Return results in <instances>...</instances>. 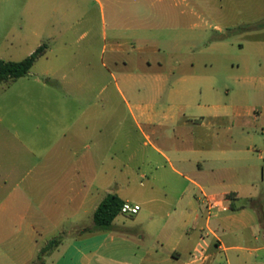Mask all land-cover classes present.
Returning a JSON list of instances; mask_svg holds the SVG:
<instances>
[{
    "label": "crops",
    "instance_id": "obj_1",
    "mask_svg": "<svg viewBox=\"0 0 264 264\" xmlns=\"http://www.w3.org/2000/svg\"><path fill=\"white\" fill-rule=\"evenodd\" d=\"M95 1L106 25L105 6ZM105 1L112 28L110 35L103 31L109 42L102 55L114 69L110 84L137 132L124 133L123 147L117 146L118 132L104 136L101 112L87 113L103 103L87 105L55 93L82 89L76 79L65 81L66 75L60 87L40 78L33 81L37 85H4L5 100L36 112L30 123L11 124L13 133L0 132L7 143L13 141L0 145V264H212L223 253H238L240 264H261V116L236 109L231 115L230 105L218 98L210 120L199 118L190 113L196 85H181L193 82L198 66L212 65L190 56L220 51L223 43L199 47L197 24H185L191 33L184 38V22L190 20L184 21L180 7L186 0ZM156 4L170 18L144 22L139 7ZM159 27L169 32L163 41L153 36ZM58 73L49 68L41 75ZM115 102L106 100L110 112ZM73 107L78 111L68 124ZM136 133L138 147L131 141ZM119 154L127 159L119 162ZM107 195L141 209L118 215L110 230L98 231L93 215ZM250 199L260 205L250 206ZM213 200L217 208L210 210ZM54 239L58 244L39 260Z\"/></svg>",
    "mask_w": 264,
    "mask_h": 264
},
{
    "label": "rangeland",
    "instance_id": "obj_2",
    "mask_svg": "<svg viewBox=\"0 0 264 264\" xmlns=\"http://www.w3.org/2000/svg\"><path fill=\"white\" fill-rule=\"evenodd\" d=\"M102 2L106 25L102 21L100 5L95 0H0V60L21 61L46 44L47 56L41 58L27 76L10 85H37L33 81L40 78L42 81L52 80L53 85L59 86L64 85L63 75H66L65 81L76 79L82 85L81 90L58 89L55 93L69 99H85L87 105L103 103L104 107L93 106L87 113L93 116L95 111L101 112L104 136L118 132L117 146L123 147L124 133L137 131L124 99L117 94L115 85L110 84V73L114 69L102 55L104 45L109 42L103 40V31L106 28L110 35L112 28L109 2ZM180 8L184 11V21L190 20L184 22V38L191 33L185 24H197L200 28L193 34L203 37L199 47L204 49L212 42L224 45L220 51H195L190 56L189 59L212 62L207 67L203 64L196 68V77L191 84L181 83L196 85L194 108L190 113L210 120V107L218 104V98L223 104L230 105L231 115L234 109L246 116L248 113L253 116L256 111L261 116L256 128V144L263 147L264 66L261 64H264V0H186L181 1ZM138 10L144 22L155 16L158 23L162 18H170L168 11H162L158 4L149 10L146 7ZM143 32L149 35L150 29L144 27ZM168 34L162 27L153 31V36L161 41L167 39ZM49 68L58 70V75H41ZM4 85L9 84L0 83V132L7 130L13 133L11 124L30 123L36 111H30L26 106L25 111L22 107L17 108L21 105L9 101L8 96L5 100ZM14 87L9 93L18 86ZM109 99L116 101L111 112L110 107L105 106ZM77 111L76 107L71 108L68 124L73 122L72 114ZM110 114L113 115L111 121ZM214 121L219 126V120ZM88 130H95L94 121L88 124ZM140 140L138 133L134 134L132 145L138 147ZM12 144L13 141L8 140L7 143L0 133L1 146ZM88 144L93 145V142L88 141ZM118 158L119 162L127 159L124 154H119ZM262 166L264 180V160ZM262 187L264 194V183ZM262 204L264 206V196ZM227 259L229 264H240L238 253L220 254L212 264H228ZM259 261L264 264V251L259 254Z\"/></svg>",
    "mask_w": 264,
    "mask_h": 264
},
{
    "label": "trees",
    "instance_id": "obj_3",
    "mask_svg": "<svg viewBox=\"0 0 264 264\" xmlns=\"http://www.w3.org/2000/svg\"><path fill=\"white\" fill-rule=\"evenodd\" d=\"M48 46L43 44L34 53L25 59L15 62V61H4L0 60V83L13 84L19 79L27 76L33 66L46 55ZM231 199V197H230ZM124 202L116 195H107L104 200L100 203L93 215V221L95 225V230L107 231L112 227L114 219L121 214V208ZM250 206H259L258 201L250 199L248 201ZM232 209H235L232 205ZM261 224L264 230V215H261ZM58 239L52 240L47 247H45L39 256L53 249L58 244Z\"/></svg>",
    "mask_w": 264,
    "mask_h": 264
},
{
    "label": "built area",
    "instance_id": "obj_4",
    "mask_svg": "<svg viewBox=\"0 0 264 264\" xmlns=\"http://www.w3.org/2000/svg\"><path fill=\"white\" fill-rule=\"evenodd\" d=\"M210 210L217 208V201L213 200L209 205ZM141 207L139 205H132L130 203H124L121 208V214L126 216L136 215L140 211Z\"/></svg>",
    "mask_w": 264,
    "mask_h": 264
}]
</instances>
